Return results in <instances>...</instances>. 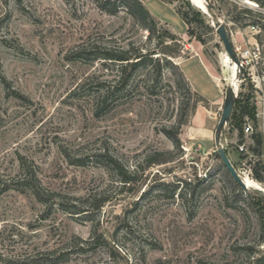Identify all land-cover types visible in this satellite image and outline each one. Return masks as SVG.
I'll return each mask as SVG.
<instances>
[{
	"label": "rangeland",
	"instance_id": "rangeland-1",
	"mask_svg": "<svg viewBox=\"0 0 264 264\" xmlns=\"http://www.w3.org/2000/svg\"><path fill=\"white\" fill-rule=\"evenodd\" d=\"M139 1L178 37L171 47L181 49L174 61L187 85L180 84L172 67L163 66L159 75L153 62L136 73L129 92L111 112L98 116L92 95L104 90L98 82L118 75V67L78 60L76 52L93 45H158L156 38L147 40L143 18L134 16L124 0H0V77L6 79H0V256L68 252L78 238L90 239L95 227L111 241L132 209L136 236H153L160 245L148 251L145 261L137 252L141 241L132 243L122 230L118 238L126 246L136 243V260L112 257L108 247L98 246L70 252L65 264H246L248 247L264 252V199L257 196L264 191V43L259 27L264 19L256 27L229 19L242 7H260L252 0ZM114 6L119 9L108 11ZM180 9L189 12V22ZM241 16L248 22L256 19L249 13ZM219 20L244 72L226 53L215 27ZM191 57L197 59L183 65ZM230 84L236 86L237 98L222 143L252 186L247 192L216 153L215 130ZM255 110L257 121L252 118ZM183 119L176 147V134L167 132ZM248 123L253 131L247 133ZM243 143L248 155L239 148ZM104 146L137 171L134 191H120V179L97 164L70 162ZM155 152L173 157L146 167L145 158ZM32 173L44 201L31 189L24 191L21 181L26 183ZM178 181H183L180 190L186 182L193 185L194 199L172 198L158 188L161 182ZM93 194L118 197L93 220L70 213L80 203L76 198Z\"/></svg>",
	"mask_w": 264,
	"mask_h": 264
},
{
	"label": "trees",
	"instance_id": "trees-1",
	"mask_svg": "<svg viewBox=\"0 0 264 264\" xmlns=\"http://www.w3.org/2000/svg\"><path fill=\"white\" fill-rule=\"evenodd\" d=\"M19 1V0H18ZM130 1V2H129ZM221 2H228L227 0H220ZM258 4L260 9H251L249 7H242L240 11L236 12V14H229V19L241 26H248L251 25L252 27L259 26L260 22L264 19V0H252ZM124 4L127 9L136 17H142L144 20L145 29L148 31L147 40L152 41L154 38L158 39V45L148 48L145 47H125V46H102V45H93L91 47H82L77 50L76 56L78 60L81 61H101L104 66L109 67L111 65L118 67V75H115L114 78L111 80H104L103 82H98V85L104 89L100 90L101 92H97L96 94L92 95V100L94 103V110L98 116L107 114L111 112L117 105L118 100L121 96H124L125 93H128L129 90L127 89L131 82L136 75L137 72L141 71L142 69L147 68L151 63H155L154 67L158 69V74L160 75L162 72L163 66L172 67L176 73L179 75V82L181 85H185L186 77L184 73L180 69V64H177L174 61V58L181 56V49L171 47L177 45L178 37L176 34L171 32L167 28H163L160 26V23L152 16L148 8L139 0H124ZM235 8H239L238 5L234 6ZM211 8L213 6L211 5ZM118 7L114 6L113 10H108L111 13H114ZM244 13L252 14L253 17L256 19L253 21H246L241 15ZM179 14L181 17L186 21L189 22V12L180 9ZM196 15V14H195ZM198 16V14H197ZM261 29L260 36L262 37V42L264 43V24L259 26ZM170 42V44L168 43ZM164 47V48H163ZM245 67V66H244ZM244 68L242 69V72ZM1 81L5 82L6 79L4 76L0 77ZM187 85V84H186ZM185 85V87H186ZM248 110H245V114H248ZM257 113L256 110L252 113V118L257 121L256 119ZM186 120H180V122L170 128L171 132H167L169 134H176L173 137V143L176 147H180L181 141L178 138V133L182 125H184ZM262 144V135L258 134L257 136V145ZM67 152V151H66ZM227 152V150H226ZM228 153V152H227ZM168 155H173L171 152H155L153 156H147L145 158L146 167H150L154 164H160L163 162H168L169 158ZM70 157V155H67ZM220 158V156H219ZM88 161L99 165V167L104 168L110 176H116L122 182V189L120 191H134V185L136 180L137 171L134 172L130 171L124 163H122V159L109 147L104 146L101 149H98L97 152L94 154L88 155L87 157H81L76 160L70 159V162L74 165L84 166ZM235 165V163L233 162ZM224 166V164H223ZM225 167V166H224ZM236 167V165H235ZM255 177L257 180L262 181V175L256 171ZM37 177L35 174L27 175V182L24 183L23 180L21 181L22 185H25V189H31V191L35 194V196L40 200L44 201V198L35 188L34 180ZM138 179V178H137ZM183 181H178L175 183H166L161 182L158 186L160 191L170 193V197L174 198L176 194L178 196H182L185 201H188V198H195L196 191L193 189V185L191 183L186 182L185 190H180V184ZM240 186V185H239ZM241 187V186H240ZM10 186L4 188L8 190ZM242 188V187H241ZM22 190V188H20ZM243 190V188H242ZM180 191V192H179ZM244 192V190H243ZM121 194V193H120ZM257 196L261 199H264L257 191ZM118 196H109L106 194H93L91 198L81 199L76 198L80 203H74L73 208H71L70 213H74L79 215L78 217H85L88 219L93 220V215L95 213H99L105 207L106 204L112 202L114 198ZM142 199V198H140ZM135 210H128L121 221V225H119L114 233L112 240H108L105 235L100 232L96 227L93 231V236L90 239L84 240L82 238H78L77 242L71 246L72 248L68 250V252L56 253L55 251H47L46 253H42L40 255H26V256H0L1 264H65L70 260V252L73 253H81L86 249L96 247H108L111 251L112 257H119L122 256L124 258L130 259V257H134L135 260L137 259L135 256L136 243L127 244L126 242L122 241L121 238H118V234L123 230H126L124 234L128 237L132 236L131 242L133 241H141L138 243V253L139 259L146 260L148 256L149 250H155L160 247L159 242L153 237H141L136 236L135 228L132 225V213ZM191 211V210H189ZM191 216L193 217L195 212H190ZM125 239L128 240L126 237ZM248 257L246 264H264V252H260L255 248L248 247ZM134 255V256H133ZM141 256V257H140ZM132 264H136L133 262Z\"/></svg>",
	"mask_w": 264,
	"mask_h": 264
},
{
	"label": "water",
	"instance_id": "water-1",
	"mask_svg": "<svg viewBox=\"0 0 264 264\" xmlns=\"http://www.w3.org/2000/svg\"><path fill=\"white\" fill-rule=\"evenodd\" d=\"M244 2L248 4H252L247 1H244ZM209 9L210 7L207 5V10ZM215 27L223 42L226 53L229 55L231 60L239 66L240 72H242L243 65L235 52V49H234L232 40L230 38L229 32L227 30V27L224 25V23L221 20L215 23ZM236 98H237V91H236L235 86L232 84L228 85L226 89V94H225L223 111H222L221 117L219 119V122L215 130V144L217 148L216 153L220 156L222 163L224 164L225 168L230 173L234 181L238 185H240L244 191L247 192L249 188L245 180L243 179L242 175L239 173V171L233 164L228 153L226 152L225 146L222 143L223 130L225 129L227 123L229 122L231 118V115H232V112L234 110V106L236 103ZM259 193L262 197H264V191L259 190Z\"/></svg>",
	"mask_w": 264,
	"mask_h": 264
},
{
	"label": "crops",
	"instance_id": "crops-1",
	"mask_svg": "<svg viewBox=\"0 0 264 264\" xmlns=\"http://www.w3.org/2000/svg\"><path fill=\"white\" fill-rule=\"evenodd\" d=\"M197 58L196 57H191V58H188V59H186L184 62H183V65H184V63H189V62H191V61H193V60H196ZM198 63V62H197ZM198 65H199V67H201V69L203 70V72H204V74H205V76H208L211 80H212V78L208 75V73H207V71L203 68V66L200 64V63H198ZM186 74V76L188 77V79L191 81V84L193 85V87L195 88V90L199 93V94H201L200 92H199V89L196 87V85L194 84V81L192 80V78H191V76L190 75H188L187 73H185ZM214 82V81H213ZM214 84H215V82H214ZM216 85V84H215ZM216 87H218V86H216ZM218 91V90H217ZM229 155V154H228ZM230 157V156H229ZM231 159V158H230Z\"/></svg>",
	"mask_w": 264,
	"mask_h": 264
},
{
	"label": "built area",
	"instance_id": "built-area-1",
	"mask_svg": "<svg viewBox=\"0 0 264 264\" xmlns=\"http://www.w3.org/2000/svg\"><path fill=\"white\" fill-rule=\"evenodd\" d=\"M241 63H242V65H243V67H244V63H243V62H241ZM245 131H246L247 133L250 132V131H253V127H252V125L248 123L247 126H246V128H245ZM239 148H240L241 152H242L244 155H248V153H249V149L247 148V145H246L245 143L239 145Z\"/></svg>",
	"mask_w": 264,
	"mask_h": 264
},
{
	"label": "bare ground",
	"instance_id": "bare-ground-1",
	"mask_svg": "<svg viewBox=\"0 0 264 264\" xmlns=\"http://www.w3.org/2000/svg\"><path fill=\"white\" fill-rule=\"evenodd\" d=\"M247 2H251V3H253L252 1H250V0H246ZM235 86V85H234ZM235 88H236V86H235ZM246 184H247V186H248V188H249V190H251V185H249L247 182H246Z\"/></svg>",
	"mask_w": 264,
	"mask_h": 264
}]
</instances>
